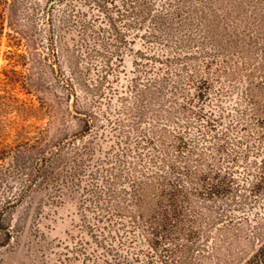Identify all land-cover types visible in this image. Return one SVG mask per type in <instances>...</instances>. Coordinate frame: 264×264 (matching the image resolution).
<instances>
[{
    "label": "rangeland",
    "instance_id": "obj_1",
    "mask_svg": "<svg viewBox=\"0 0 264 264\" xmlns=\"http://www.w3.org/2000/svg\"><path fill=\"white\" fill-rule=\"evenodd\" d=\"M163 1L155 0L154 9ZM14 2L11 35L22 46L17 51L6 47V37L0 45V264H89V258L104 264L109 258L95 245L90 227L106 201L102 193L106 184L114 190L127 185L129 161L138 149L148 150L138 143L139 129L159 130L165 125L164 112L188 97L202 113L200 119L190 118L183 151L193 146V159H203L205 168L215 156L217 137L239 135L235 125L230 127L236 109L245 106L244 97H251L247 94L251 83L264 82L262 44L257 47L251 41L256 25L244 27L239 11L250 17L258 1L229 0L230 16L219 15L224 47L210 69L204 68L198 54L203 64L199 73L208 79L199 85L205 93L199 100L187 71L174 83L176 65L166 67L152 60L154 52L161 55L163 50L145 41L148 23L139 32L121 31L119 39L108 28L106 17L87 0ZM123 26L118 23L119 28ZM239 37L243 50L249 44L253 48L250 66L240 55L242 48H235ZM15 52L21 65L15 68L14 81L2 72L10 75L12 68L3 69V58ZM183 52H198L197 46H185ZM146 97H159V102L150 106ZM137 105L145 108L144 117L136 116ZM151 110L157 113L156 119ZM90 117L95 124L84 132ZM106 117L123 127H113ZM209 117L216 120L212 131L207 126ZM176 122L167 123L170 131ZM172 141L167 138L166 144L172 146ZM52 155V167L33 184L40 160ZM237 200L230 207L203 211V217H213V222H202L197 229L196 264H245L264 241V191L248 198L251 205L244 209ZM132 247L145 248L142 242ZM126 251L122 250L124 255L129 254Z\"/></svg>",
    "mask_w": 264,
    "mask_h": 264
},
{
    "label": "trees",
    "instance_id": "obj_2",
    "mask_svg": "<svg viewBox=\"0 0 264 264\" xmlns=\"http://www.w3.org/2000/svg\"><path fill=\"white\" fill-rule=\"evenodd\" d=\"M87 1L93 3L102 17H106L108 28L119 39L122 38L121 31L139 32L148 23L145 41L151 42L149 46L163 50L161 55L154 52L152 60L157 59L166 67L176 65L174 83H178L187 71L188 80L194 83L197 91L198 97L195 99L202 98L205 93L199 85L208 83V79L199 70L204 63V68L210 69L216 54L224 47L219 15L223 13L224 19L230 16L229 0H164L156 9L155 0ZM257 1L251 7L250 17L244 10L239 13L244 27L255 23L251 41L255 40L257 47L262 44L264 51V0ZM14 6V0H0V45L2 37H6V47L17 51L22 45L15 42L11 35L15 32ZM119 22L124 24L122 28L118 27ZM242 41L240 37L236 39L235 48H242L240 55L250 66L253 48L249 44V49L243 50ZM189 45H196L198 52H183V48ZM198 54L203 57L202 65L197 60ZM19 56L15 52L13 57L6 55L3 58L6 62L3 69L12 68L10 75L3 71V76L15 81V68L21 65ZM109 66L110 60L107 59L105 67ZM255 69H258V63ZM253 75L254 69H251L249 76L252 79ZM106 78L103 75L101 80ZM247 94L251 97H244L246 104L236 109L238 112L230 126L232 129L235 125L240 130L239 135L234 139L232 134L229 137L218 135L213 144L215 156L211 163H206V168L203 159H193V146L187 153L183 151L188 145L185 137L189 126L193 120L200 119L202 113L201 108L191 106L193 101L188 97H184L179 104L177 100L164 112L165 125L160 126L159 130L153 127L147 131L139 129L138 143L148 150L138 149L134 153V160L129 161L127 185L114 190L112 184L106 182V191L102 192L106 201L95 214L96 223L90 227L95 236V245L109 258L104 264H196L198 255H194V247H200L197 229L202 222L205 225L213 222V217H203V211L210 213L214 207H230L234 198H238L235 203L239 208L244 209L251 205L248 198L264 191V82L251 83ZM258 94H263V97H255ZM146 98L150 106L159 102V97ZM135 112L137 117H144L145 108L137 105ZM151 112L156 119L158 115L155 110ZM209 118L207 126L212 131L216 127V120ZM174 119L177 122L170 131L167 123L171 122L172 125ZM105 121L119 130L123 127L120 121L110 117H106ZM93 124L94 118L87 119L84 132L90 130ZM167 138L173 140L172 146L166 144ZM216 155H219V159ZM123 156L126 153L120 155V163ZM216 160H221V164H217ZM40 161L42 165L36 172L33 184L52 167L53 155ZM228 197L230 201H226ZM205 238L208 241L209 237ZM137 242H142L145 248H133L132 244ZM183 245H186L185 249H182ZM123 249L129 254L124 255ZM87 261L97 264L90 258ZM245 264H264V241Z\"/></svg>",
    "mask_w": 264,
    "mask_h": 264
}]
</instances>
